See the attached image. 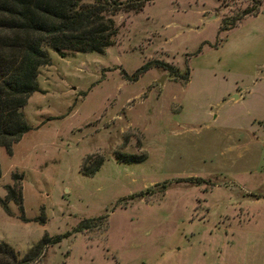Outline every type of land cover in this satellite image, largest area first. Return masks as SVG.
Returning <instances> with one entry per match:
<instances>
[{
	"label": "rangeland",
	"instance_id": "374dc122",
	"mask_svg": "<svg viewBox=\"0 0 264 264\" xmlns=\"http://www.w3.org/2000/svg\"><path fill=\"white\" fill-rule=\"evenodd\" d=\"M112 20L101 54L45 49L30 131L0 149V200L21 176L29 222L0 207V243L21 259L68 234L31 264H264V0H151Z\"/></svg>",
	"mask_w": 264,
	"mask_h": 264
},
{
	"label": "trees",
	"instance_id": "16d2710c",
	"mask_svg": "<svg viewBox=\"0 0 264 264\" xmlns=\"http://www.w3.org/2000/svg\"><path fill=\"white\" fill-rule=\"evenodd\" d=\"M151 0H0V149L8 155L11 147L30 131L21 109L32 93L38 92L36 78L38 70L49 64L47 52L58 57L66 53L101 54L110 47L117 34L112 17L118 13H137ZM234 23H220L219 31L232 29ZM163 67V66H162ZM156 68V67H154ZM149 69L146 64L132 75ZM187 81L186 77L179 79ZM118 162H138L141 156L116 154ZM89 161V158H88ZM102 163L96 156L95 165L82 169L85 176H92ZM21 176L11 175V184L4 186V197L0 200L2 211L13 217L8 205L12 203L20 214L19 220L29 222L22 214ZM43 223V219L40 221ZM81 221L77 229L85 230ZM75 229L74 232H77ZM56 236L42 239L21 258L7 244L0 243V264H31L43 248L59 243Z\"/></svg>",
	"mask_w": 264,
	"mask_h": 264
},
{
	"label": "crops",
	"instance_id": "0c3cea01",
	"mask_svg": "<svg viewBox=\"0 0 264 264\" xmlns=\"http://www.w3.org/2000/svg\"><path fill=\"white\" fill-rule=\"evenodd\" d=\"M233 98H234V99H237V97H235V96H234Z\"/></svg>",
	"mask_w": 264,
	"mask_h": 264
}]
</instances>
